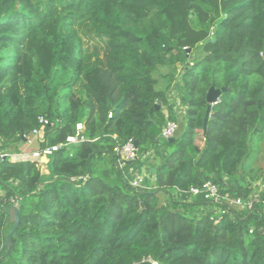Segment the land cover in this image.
<instances>
[{
	"label": "trees",
	"instance_id": "16d2710c",
	"mask_svg": "<svg viewBox=\"0 0 264 264\" xmlns=\"http://www.w3.org/2000/svg\"><path fill=\"white\" fill-rule=\"evenodd\" d=\"M173 80L185 123L168 142ZM210 86L226 89L203 130ZM40 115L52 125L39 148L84 128L47 174L8 156ZM263 134L264 0H0V264H264V184L240 173ZM129 138L137 158L119 167L113 147ZM151 151L153 179L133 187ZM206 181L259 201L218 216L223 202L182 193Z\"/></svg>",
	"mask_w": 264,
	"mask_h": 264
},
{
	"label": "built area",
	"instance_id": "2783aa9c",
	"mask_svg": "<svg viewBox=\"0 0 264 264\" xmlns=\"http://www.w3.org/2000/svg\"><path fill=\"white\" fill-rule=\"evenodd\" d=\"M186 48V47H184ZM218 100V99H217ZM217 102V101H216ZM110 116V113L108 114ZM52 125V122L49 121L46 117L40 115L37 117V126L34 127L31 131V136L27 138V143L31 144L33 140L37 139V141H42V130L45 126ZM83 123L77 122L74 126V132L72 134L66 135V137L54 144L44 146L42 148L36 147L35 149H24L19 153L9 154L10 160H31L36 163V165L41 169L44 168L43 160H48L49 155L62 147H66L72 143L81 142L85 139L82 134L83 131ZM178 130V123L173 120H166L160 130V137L164 139H169L174 137ZM113 152L116 155L118 166L121 167L125 164L126 161H134L137 158V146L135 145V141L129 138L123 144H116L113 147ZM7 154L1 153L0 156L5 157ZM84 178V177H82ZM143 177L139 174H135L134 178H132L129 183L133 187H144L142 184ZM189 194L190 196H195L197 194H203L204 199L207 201L214 203L223 202L222 206L217 207L215 212L219 215H223L228 212L229 209L235 208L236 210H251L253 208L254 203L259 201V197L257 193L251 194L246 199H242L240 197H230L228 195H221L219 191V187L217 184L206 181L202 184L201 187L191 186L188 191L182 192ZM233 214L235 212L233 211ZM231 214V217L232 215ZM217 218L215 219V222ZM251 232V229L249 230ZM145 263L149 264H158L156 261L147 259Z\"/></svg>",
	"mask_w": 264,
	"mask_h": 264
},
{
	"label": "rangeland",
	"instance_id": "374dc122",
	"mask_svg": "<svg viewBox=\"0 0 264 264\" xmlns=\"http://www.w3.org/2000/svg\"><path fill=\"white\" fill-rule=\"evenodd\" d=\"M85 40L86 43L84 45L85 47H87L88 51H93L95 50L96 47H98L96 40L88 41V38H85ZM153 75L155 76L154 73ZM159 86L160 84L156 85V88H159ZM178 121H179L178 123L179 126L176 134H178L183 129L185 119H181V120L179 119ZM161 139L165 140L164 138ZM198 141L200 143L203 142L202 139H198ZM32 145L33 146H28L30 150L32 147H37V143H34ZM252 150L253 152L249 155L247 159L244 160V167H242L240 173L246 175V178L249 179V181L252 183L254 188L261 189L264 184V134L258 143H253ZM43 174H47V173H43Z\"/></svg>",
	"mask_w": 264,
	"mask_h": 264
},
{
	"label": "water",
	"instance_id": "95a60500",
	"mask_svg": "<svg viewBox=\"0 0 264 264\" xmlns=\"http://www.w3.org/2000/svg\"><path fill=\"white\" fill-rule=\"evenodd\" d=\"M190 51V49H188V52ZM226 89V87H221V88H215L213 86H210L208 88V90L206 91L205 94V101L207 102V107H206V112L203 118V130L206 127V123H207V119L209 116V111H210V107L212 104L216 103L218 97L220 96L221 92L224 91ZM156 108L158 109L159 107L156 106ZM168 142H173L174 141V137H171L169 139H167ZM135 145L137 146V141H135ZM126 164H131L132 161H126ZM2 185V183L0 182V186ZM10 195V191H6L5 192V197H9ZM18 200L19 197L16 196L15 197V202L11 205H4L2 207V210L8 215V220L10 223H12V228L9 231L4 243H3V247L6 248V252L9 251L10 249V245H11V239L13 237V235L16 232L18 223H19V207H18Z\"/></svg>",
	"mask_w": 264,
	"mask_h": 264
},
{
	"label": "crops",
	"instance_id": "0c3cea01",
	"mask_svg": "<svg viewBox=\"0 0 264 264\" xmlns=\"http://www.w3.org/2000/svg\"><path fill=\"white\" fill-rule=\"evenodd\" d=\"M177 67H179V66H177ZM161 72L162 73H166L167 71H166V69H162ZM177 75H178V72L175 73V77H177ZM175 83H176V80H173L172 81V88L170 90V95H169L170 96V100H171V104H170L171 105V109L170 110H171L172 113H174L176 115V122L179 123L178 120L179 119L180 120L181 119H185V115H184V107H183V105L180 104L178 102V100H177V92L174 90ZM159 84H160V86L157 89H165V87L167 86L166 85L167 84L166 79L163 78V77L158 78L157 85H159ZM163 112L165 114H167L168 110L164 108ZM184 123H185V121H184ZM178 126H179V124H178ZM33 143H35V142H33ZM23 145H24L25 149H30V148H28V146H33L32 144L29 145L28 143L27 144H23ZM23 145H22V147H23ZM35 148L36 147H32L31 149H35ZM154 159L155 158L153 156V151H151L148 154H146L144 156L145 163H144L143 167L141 168L140 173H137V174L141 175L142 177H145L146 180H152L153 177H152L151 173L154 170L153 167H152V163L155 161ZM43 163H44L45 166H44L43 169H41V172L42 173H48V170L46 168L47 160L44 159ZM0 193H4V191L0 190Z\"/></svg>",
	"mask_w": 264,
	"mask_h": 264
}]
</instances>
